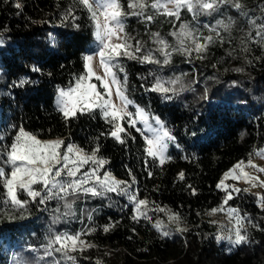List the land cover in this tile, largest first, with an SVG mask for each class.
I'll use <instances>...</instances> for the list:
<instances>
[{"label":"trees","instance_id":"trees-1","mask_svg":"<svg viewBox=\"0 0 264 264\" xmlns=\"http://www.w3.org/2000/svg\"><path fill=\"white\" fill-rule=\"evenodd\" d=\"M129 2L120 0L126 13L133 11ZM70 9L76 19H63ZM147 15L153 16L151 22L129 14L126 32L160 63L121 58L124 72L118 75H127L129 98L158 117L174 137L162 165L146 155L144 137L133 128L123 144L107 135L111 125L98 109L67 121L57 110L55 96L84 75V56L92 51L94 27L78 0H0V130L7 129L0 149L12 143L21 127L38 139H60L63 146L72 144L86 153L99 145L98 155L107 161L103 170L129 184L134 177L132 189L149 202L148 218L139 220L133 219L128 198L115 194L70 197L75 213L70 216L63 215L64 201L57 199L29 202L26 210H17L4 202L0 178V264H264V208L257 195L238 186L239 194L224 205L245 218L241 231L247 240L238 246L217 239L218 225L208 215L223 203L225 193L217 184L225 173L264 146V0H226L215 11L195 16L182 8L179 19L149 6ZM181 25L200 42L213 38L205 52L180 49L173 33ZM152 33L168 43L169 63H163ZM177 77L181 84L176 87L182 90L166 95L148 91L157 80ZM22 79L28 83L17 87ZM4 160L0 168L8 173L11 167ZM19 198L29 200L23 192ZM169 213L180 217L185 231H177ZM158 221L168 236L153 226ZM88 228L95 231L81 238L93 247L70 253L73 260L55 252L44 255L53 233Z\"/></svg>","mask_w":264,"mask_h":264},{"label":"snow or ice","instance_id":"snow-or-ice-1","mask_svg":"<svg viewBox=\"0 0 264 264\" xmlns=\"http://www.w3.org/2000/svg\"><path fill=\"white\" fill-rule=\"evenodd\" d=\"M78 2L89 13L98 48L93 55L84 56L85 74L76 79L75 85L67 90L58 91L57 110L67 121L76 117L77 113H92L98 109L105 123L111 125V130L107 135L121 144L125 143V137L128 135L123 126L125 123L130 128H136L138 123L143 124V128H137V131L141 132L142 135L145 132L148 133L144 136L146 155L159 160L161 165L164 164L169 159L165 155L168 142L174 141V137L158 117L151 115L129 98L127 75L125 74L123 79L118 75V73L124 72L123 66L119 64L121 58L136 59L141 63L149 64H159L160 61L155 58L151 51L144 52L142 41L135 40L133 43L134 38L126 32L124 19L131 14L143 16L148 22H151L153 16H145V9L149 6L159 14L169 17L175 16L179 19L182 8H187L195 16L201 11L205 13L215 11L218 3L226 2V0H151L150 5L146 0H130L128 8L133 9L131 13H126L122 9L120 0H78ZM16 7L19 8L20 5L17 4ZM235 7L239 8L241 5L237 3ZM68 17L76 19L71 9L63 19L66 20ZM74 27H78V25H74ZM224 27L227 29L229 26L224 25ZM173 35L177 38L181 50L188 53L195 51L197 54L205 52L208 43L213 39L209 36L204 42H200V39L193 34L187 25H181L179 32L173 33ZM217 36H219L218 32ZM152 37L154 43L158 45V51L165 57L163 63H169L171 53L168 51V43L160 38L158 33H152ZM186 42H190L191 46H186ZM51 43L52 46H56L54 38H52ZM97 57L103 70V76L98 75L93 67V61ZM33 71L39 72L40 69L34 67ZM93 79L99 81V85L92 83ZM27 83V80L22 79L16 86L23 87ZM179 84H181L180 77L167 82L157 80L148 91L166 95L182 90V85L180 89H177L176 85ZM99 88L104 91H99ZM130 106L135 108V112L129 111ZM152 121L158 127H154ZM6 134L7 129L0 130V140H3ZM101 135H105V133H101ZM63 144V140L60 139L41 141L22 127L18 129L12 143L0 149V158L6 157L4 163L12 169L8 174L4 168H0V178L4 181L6 196L4 202L6 204H11L17 210H26L29 202L38 201L39 204H46L49 200L57 199L64 201L63 207L67 211L63 215L70 216L75 214L73 211L74 201L70 200V197L79 198L80 195L105 197L108 194H115L128 198L133 205L134 220L148 218L149 202L145 199H138L136 192L132 190V185L136 183L134 177L132 183L129 184L126 181L117 180L108 171L101 174L100 169L107 161L98 155L99 145L90 153H86L75 145H68L62 153L60 149ZM256 155H264V150H258ZM88 164L93 166L82 172L81 170ZM243 166V161L238 162L233 169L225 173L224 180L232 178L239 181L243 179L246 183L255 181L257 178L244 172ZM252 166L255 167V165ZM238 170L239 174H237ZM259 171H264V169H259ZM179 178L183 179L184 174L180 173ZM224 180L217 184V188L225 193L224 200L220 208L211 210L213 214L224 211V205L233 199V193L239 194L241 191L235 187L229 190V186L225 185ZM259 183L261 187H264V182ZM37 184L42 186L40 190L34 188V185ZM252 186L255 187L256 184L253 183ZM21 192L25 193L29 200H21L19 198ZM193 194H195L194 189ZM257 200L260 206L264 208V196H258ZM157 210L166 211L162 208ZM227 215L230 221L235 220L233 229L230 230L234 235L233 245L238 246L246 242L247 236L241 231L244 228L245 218L240 215L238 209L231 207L227 208ZM23 216L24 212H21V217ZM14 218L9 216L10 220ZM88 218L91 220V214ZM168 219L177 224V231L186 230L179 227L180 217L177 214L169 213ZM53 222L55 223L56 220ZM153 226L162 236L169 235L168 232L162 231L163 225L159 221ZM108 230L109 227L104 228L105 232ZM93 231H95L94 228H88L87 232L81 230L75 233H53L48 239L44 255L52 256L55 252L60 253L68 260H73L74 257L70 253L93 247L81 238ZM223 238L217 236L218 240Z\"/></svg>","mask_w":264,"mask_h":264},{"label":"rangeland","instance_id":"rangeland-1","mask_svg":"<svg viewBox=\"0 0 264 264\" xmlns=\"http://www.w3.org/2000/svg\"><path fill=\"white\" fill-rule=\"evenodd\" d=\"M169 7L171 8V5H169ZM91 45H92V51H91V53H88L87 55H93L97 51L98 45H97V42L95 40V37H94V40H93ZM93 67H94V69L98 75L103 76V70L99 65V58L98 57L94 59ZM84 74H85V72H84ZM92 83L99 85L100 82L93 79ZM99 91L103 92L104 90L102 88H99ZM57 101H58V93L54 98V103L56 106H57ZM129 111H131V110H129ZM131 112H135V108H133V111H131ZM151 123L153 124L154 127H158L155 125L154 121H152ZM123 126L125 127V129L127 131H129L130 127H128L127 123H125ZM137 128L142 129L143 124L138 123L136 125V128H133L136 132H138L140 135H142L141 132L137 131ZM145 135H148V133L145 132L142 136L144 137ZM39 140H41V139H39ZM51 140H57V139L41 140V141H51ZM68 145H72V144H66V145L62 146L60 151L63 153ZM258 150H264V146L260 149L254 150L251 157L248 158L246 161H243L244 162L243 171L248 173L249 176L256 177L257 179L255 181H251V182L246 183L243 179H241L239 181L234 180L232 178L224 180V176H223V178L221 180H224L225 185L229 186V190H231L232 187L237 188L238 186H242L244 189H247L248 192H251L257 196H260L261 193L264 191V187H261L260 183H259V182H264V177H263L264 171H259V169H264V155H259V156L256 155V152ZM165 155H166V153H165ZM155 160H157V159H155ZM249 161H251V164H249ZM157 162H158V164H160L159 160H157ZM235 165H237V163ZM252 165H255V167H253ZM92 166L93 165H91V164L85 165L81 171L82 172L87 171ZM233 167L231 169H233ZM11 170L12 169L10 168L9 171H7L8 174H10ZM104 171L105 170H103V168L100 169L101 174ZM237 174H239V170L237 171ZM253 183L256 184L255 187L252 186ZM34 188L37 190H40L42 188V186L40 184H37V185H34ZM132 190L135 191L134 189H132ZM135 192L138 196V199H141L140 194L137 191H135ZM85 196L86 195H80L79 197L83 198ZM129 206L131 207V211L133 212V210H132L133 205L130 202H129ZM224 209H225L224 211H218L215 214H213L211 211H209L208 215H209L211 220H213L217 223L219 235L224 237L222 240L227 243V246L234 247L235 245H233V243H232V239H234V235H233L232 231H230V230L233 229V225L235 223V220L230 221L229 217L227 215V208L225 206H224ZM230 237H231V239H230Z\"/></svg>","mask_w":264,"mask_h":264}]
</instances>
